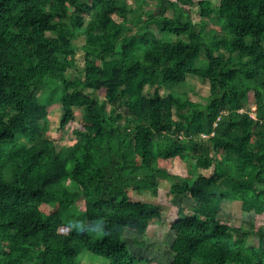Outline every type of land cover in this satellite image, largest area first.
Listing matches in <instances>:
<instances>
[{
    "label": "trees",
    "instance_id": "1",
    "mask_svg": "<svg viewBox=\"0 0 264 264\" xmlns=\"http://www.w3.org/2000/svg\"><path fill=\"white\" fill-rule=\"evenodd\" d=\"M198 2L218 23L192 19L197 0H157L144 27L128 0H0V264H78L84 249L107 264H264V0ZM188 74L210 80L207 102L188 97ZM48 79L59 98L40 102ZM57 107L71 145L46 135ZM177 156L187 174L172 179ZM162 176L178 207L169 263L124 239L164 220L131 198ZM224 200L254 211L253 229Z\"/></svg>",
    "mask_w": 264,
    "mask_h": 264
},
{
    "label": "rangeland",
    "instance_id": "2",
    "mask_svg": "<svg viewBox=\"0 0 264 264\" xmlns=\"http://www.w3.org/2000/svg\"><path fill=\"white\" fill-rule=\"evenodd\" d=\"M133 8L139 10L142 15L139 19L138 24L141 27H144V21L149 17L148 10L152 9L153 14H157L161 6H159L157 0H128ZM197 0L192 6V19L194 21H199L201 19H207V21L212 23H218L216 17V12H212L211 16L203 15L201 12L200 4ZM214 5H217L216 0H212ZM168 15H171L172 12L170 9L166 10ZM130 17L134 15L130 14ZM137 23L128 21V26L132 28L138 27ZM158 35L160 34V29L152 23L150 25ZM130 30V28H128ZM75 42L79 45V49L76 54V66L74 72L81 76H85L84 67H85V51L82 49V46L85 44V35L81 34ZM61 84H58L54 81L47 80L42 88L38 89L35 93L39 97L40 102H47L56 100L59 98L61 91ZM185 89L187 90L188 97L190 99L207 102L208 96L210 94V80L208 78L201 77L195 74H188L187 82L185 84ZM82 109L77 107L76 112H81ZM63 113L62 108H53L50 110L49 114V130L46 135L55 139L58 146L61 145H71L74 143V138L71 136V130L73 129V123H69L63 130L60 128V119ZM170 173L174 179L177 175H186L187 174V164L184 159H181L179 156L175 159V165L170 168ZM171 179L166 177H159V189L157 193H153L151 190L145 191H135L133 190L131 198L134 200H143V201H152L157 203L162 210L164 211V220L160 223H155L151 225L150 230L146 236H142L137 231L132 230L131 228L124 229V239L131 246L132 250L150 258L157 260L158 262L169 263L174 255V252L171 248L172 244V235L170 234V223L174 221L178 216V207L172 202V194L170 191ZM256 184V183H255ZM81 202V199L77 201V204ZM195 204V201L192 197H186L184 200L185 211H192V206ZM64 214L67 215V218L72 221L75 220L77 215L73 213L70 209L64 208ZM220 214L223 216L230 217L232 223L236 225H241L244 230L253 229L252 222L255 219L254 211H246L241 207V202L237 200H224L221 204ZM76 221V220H75ZM249 242L259 243L258 235L251 234ZM86 255H83L80 258L78 264H107V259L103 257H97L95 254H91L89 251L84 249Z\"/></svg>",
    "mask_w": 264,
    "mask_h": 264
}]
</instances>
